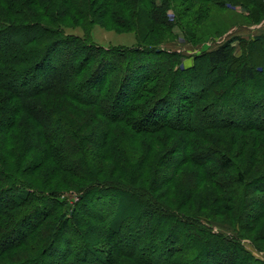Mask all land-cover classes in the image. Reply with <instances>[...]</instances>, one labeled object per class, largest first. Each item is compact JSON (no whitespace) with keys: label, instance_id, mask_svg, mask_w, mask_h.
<instances>
[{"label":"trees","instance_id":"obj_1","mask_svg":"<svg viewBox=\"0 0 264 264\" xmlns=\"http://www.w3.org/2000/svg\"><path fill=\"white\" fill-rule=\"evenodd\" d=\"M209 5L264 20V0H0V264H264V33L190 66L147 41L192 40ZM94 24L146 28L104 48Z\"/></svg>","mask_w":264,"mask_h":264},{"label":"rangeland","instance_id":"obj_2","mask_svg":"<svg viewBox=\"0 0 264 264\" xmlns=\"http://www.w3.org/2000/svg\"><path fill=\"white\" fill-rule=\"evenodd\" d=\"M233 10L235 12L209 5L207 6L205 12H201L202 19L199 18L200 20H196L192 12L184 14L181 21L185 25L186 30L191 34L190 36L192 40H189L190 42L185 40L182 36L171 38L165 33V30L163 29L155 36L150 35L147 41L152 44L162 42V46L165 49L178 52L183 56L182 62L184 66H190L193 56L204 51L213 50L218 45L223 44L230 37L238 36L250 38L257 34L264 33V20L258 25L246 26L245 20L237 16V13L243 15L245 12L242 11L240 7H235ZM38 18H40L39 15ZM145 28L146 27L140 28L139 26L137 31L119 32L111 28H104L98 24H94L91 25L89 31L92 42L104 48L111 46L132 47L137 44L138 35L143 33ZM65 31L70 34H76L80 36L84 34L83 26L81 27V25H68L65 28ZM235 44L237 45L235 52L239 53V46L237 43ZM260 59L261 58H257L255 62H259L260 64ZM206 78L213 80L215 77L213 73L204 71L201 74V79ZM200 86H203V82H200ZM71 198H69L70 203L73 202ZM199 200L200 199L197 197L194 199L192 207H189L190 213L194 211L193 209H195V202ZM199 212L202 213L201 215L208 216L209 214L205 207ZM231 215V211L224 212L221 215H216V220L210 222L211 227L215 231L224 234H234V231L231 227L222 223L230 222L232 220ZM263 230L264 221H261L256 229L248 232V236L250 239H255L259 245L264 247V236H260ZM244 245L247 249L251 251L253 250V247L249 246L248 243H244Z\"/></svg>","mask_w":264,"mask_h":264}]
</instances>
